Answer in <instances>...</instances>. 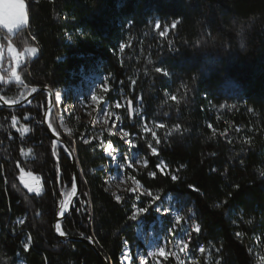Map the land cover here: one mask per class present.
Returning <instances> with one entry per match:
<instances>
[{
	"label": "trees",
	"instance_id": "16d2710c",
	"mask_svg": "<svg viewBox=\"0 0 264 264\" xmlns=\"http://www.w3.org/2000/svg\"><path fill=\"white\" fill-rule=\"evenodd\" d=\"M25 1L27 26L11 33L0 24L3 95L14 99L22 88L49 86L71 102L74 90L94 85L93 71L113 74L132 99L141 91L163 127L158 153L132 175L153 194L192 206L200 223L194 239L215 252L213 264H264V0ZM157 20L176 24L172 41L154 59L148 51L141 55L131 94L129 66L138 48L121 54V45L130 31L137 41L148 38ZM10 45L18 52L40 48L18 67L20 83L9 80ZM47 104L45 91L27 105L0 104V264H104L90 244L63 240L55 230L74 167L44 126ZM57 117L54 107L50 124L75 151L81 172L80 195L59 231L91 238L109 264H124L129 246L139 264V221L155 219L152 198L132 192L130 182L118 200L107 189L112 168L104 147L83 138L91 125L75 121L67 134ZM15 118L27 134L15 128ZM129 119L131 132L141 133ZM110 140L125 149L120 138ZM140 146L147 148L144 141ZM161 160L168 173L158 168ZM21 168L42 179L40 194L24 187ZM142 208L147 211L136 216Z\"/></svg>",
	"mask_w": 264,
	"mask_h": 264
},
{
	"label": "rangeland",
	"instance_id": "374dc122",
	"mask_svg": "<svg viewBox=\"0 0 264 264\" xmlns=\"http://www.w3.org/2000/svg\"><path fill=\"white\" fill-rule=\"evenodd\" d=\"M6 2L7 0H0V20L3 19ZM24 4V19L22 22L16 23L11 33L28 25L29 15L25 0ZM159 23L160 30L157 31L155 25L153 32L147 35L148 38L144 40L137 41L134 32L130 31L121 45V54L129 48H132V50L136 49V47L138 48V52L136 53L135 51L136 55L132 53L134 62L129 66L130 74L128 78L131 80V94L135 90V84L140 75L138 64L142 59L141 55H146L145 52L148 51L151 53V59H154L172 41L171 29L174 23L164 21H159ZM5 29L9 32L7 28ZM161 31L165 33L163 36L160 35ZM32 49H35V51H31ZM36 51L37 49L34 47H28L23 52L17 51L16 53L19 54L16 55L15 61L8 48V52L14 61V69L12 76L9 78L10 81L21 82L17 69L24 58H19L20 55L29 53L33 57ZM146 59L149 58L146 57ZM1 63L2 60H0V65ZM93 72L94 74L90 76H95L94 85L91 86L87 83L88 85L84 88L79 87L78 90H74L71 97L73 101L66 102L63 92H54V107L58 109L57 119L59 126L67 134L72 133V125L75 121L81 120L91 125L92 129L84 133L83 138L87 142L98 141L110 158L112 169L108 170V191L120 200L121 194L128 189L131 182L132 192H138L152 198L149 205L152 206L153 211L156 213L155 219L148 221L140 218L139 221L138 233L142 243L137 250L139 264H169L173 261L177 264H213L215 252L211 247L205 246L194 239V233L200 231V223L192 206L188 207L168 194L160 192L153 194L132 175V171L142 170L148 166V157L153 154V148L157 150L156 154L158 153L156 143H158L159 133L163 127L162 123L155 118L153 112L149 109L141 91L137 92L135 99H132L127 91L123 89L121 83L117 82L113 74ZM147 72L145 75H147ZM0 80H2L1 74ZM6 90L7 88H3L0 93L7 101L23 100L29 93L27 87L22 88L17 97L13 99L3 95ZM94 90L97 96L95 102L91 100V94ZM130 102H133L132 109L129 105ZM130 116L131 119L136 120L141 133L131 132L129 128ZM14 125L22 134L29 132V127L17 118L14 119ZM125 133L128 135H125ZM114 136L122 140L124 150L117 148L110 140V137ZM142 141L146 143L147 148L140 146ZM129 142L135 144L134 149L130 147ZM22 153L25 158L31 156V151L28 149H24ZM129 160L132 161L131 165H129ZM158 166L163 173L169 172V166L164 160H161ZM20 172V180L25 188L36 194H40L43 191L42 179L37 174L26 171L23 168L20 169ZM71 195L72 192L67 193L63 200L71 199ZM164 208L169 210L167 214L162 211ZM157 209H161V211ZM144 213L139 209L136 210L135 215L140 216ZM177 216L181 222L179 224L176 223ZM197 225L199 226V231H194L193 229ZM173 226H175L176 232L171 234L169 229ZM185 232L190 233V240L188 236L184 235ZM177 237H182L183 242L178 241ZM159 248L164 249L163 255L160 254ZM132 259L130 248L127 246L124 250L122 261L124 264H133ZM18 264H26V262L21 259Z\"/></svg>",
	"mask_w": 264,
	"mask_h": 264
},
{
	"label": "water",
	"instance_id": "95a60500",
	"mask_svg": "<svg viewBox=\"0 0 264 264\" xmlns=\"http://www.w3.org/2000/svg\"><path fill=\"white\" fill-rule=\"evenodd\" d=\"M39 91H45L48 93V104H47V108L44 112V119H43V123L45 128L47 129L50 137L53 139V141L56 144H60L63 147H65V149L68 151L69 153V157L72 161L73 167H74V187L72 190V195H71V199H70V203H69V207L67 209V211L65 213H63L62 215H59V209H60V205L58 208V213H57V217H56V223H55V230L57 232L58 235H60L62 237L63 240H68V239H72V240H79V241H83L86 242L88 244H90L95 252L97 253V255L100 257V259L103 261L104 264H109L107 258L104 256L103 252L97 247V245L94 243V241L91 238H87V237H72V236H67L65 234L61 235V232L59 231V227H57V225L60 226L61 220L64 219L69 212L72 210L75 201L77 200V198L80 195V189H81V172H80V168H79V164H78V160L76 157V153L75 151L72 149V147L67 143V141L65 139H63L55 130L54 128L51 126L50 124V116L54 107V90L52 88H50L49 86H43V87H35L32 89V91L27 95L26 98H24L23 100L20 101H14V102H10L7 101L3 98V96L0 93V104L2 105H27L29 104L33 97L35 96V94ZM130 108L132 109V105L133 102H130ZM62 203V202H61ZM60 203V204H61Z\"/></svg>",
	"mask_w": 264,
	"mask_h": 264
},
{
	"label": "snow or ice",
	"instance_id": "6c2138e0",
	"mask_svg": "<svg viewBox=\"0 0 264 264\" xmlns=\"http://www.w3.org/2000/svg\"><path fill=\"white\" fill-rule=\"evenodd\" d=\"M24 9H25V4H24V0H7V2L4 5V16L3 19L0 20V24H2L5 28H7L9 30V32L12 31L13 27L16 25L17 22H22L24 19ZM176 26V24L174 23L172 25V27L174 28ZM156 30L159 31L160 30V23L157 20L156 23ZM165 33L163 31L160 32V35L163 36ZM10 51H12V49L10 48ZM31 51H35V49H32ZM158 72H162L164 75H168L169 73L162 68H158L157 69ZM106 79V78H105ZM107 90V89H106ZM91 100L92 101H96L97 100V96L95 94V90L92 92L91 94ZM125 135H128L127 133H125ZM155 135V134H153ZM130 143V147L131 148H135V144ZM111 147V145H110ZM153 154H156L157 150L155 148L152 149ZM129 165H131L132 161L129 160ZM159 167V166H158ZM173 180L177 179L176 176L172 177ZM158 211H161V209H157ZM141 212H145L147 211V209H140ZM165 214H167L169 212L168 209H163L162 210ZM63 214V213H61ZM133 220L136 219V216L132 217ZM176 223L179 224L181 223L179 220V217L177 216L176 218ZM57 227H59V225H57ZM194 231H199V226H195ZM169 232L171 234H174L176 232V228L175 226H173L172 228L169 229ZM61 235H63V233H61ZM185 236H188L189 240H190V233L185 232L184 233ZM177 240L180 242H183V238L182 237H177ZM25 248H27V245H25ZM159 252L161 255L164 254V249L163 248H159Z\"/></svg>",
	"mask_w": 264,
	"mask_h": 264
},
{
	"label": "crops",
	"instance_id": "0c3cea01",
	"mask_svg": "<svg viewBox=\"0 0 264 264\" xmlns=\"http://www.w3.org/2000/svg\"><path fill=\"white\" fill-rule=\"evenodd\" d=\"M33 47L37 49V51L34 52V54H33V57H36V56L39 54V52H40V48H39L38 46H33ZM10 48L12 49V51H10ZM24 51H25V50H24ZM9 52H10V54L13 56L14 60L16 61V55L19 54V53H16L17 51H16V49H15V47H14L13 45H10V46H9ZM14 52H15V54L13 55ZM27 55H30V54H29V53H25V54H23V55H20L19 58H25V56H27ZM31 57H32V56H31ZM0 60H2L1 47H0Z\"/></svg>",
	"mask_w": 264,
	"mask_h": 264
},
{
	"label": "bare ground",
	"instance_id": "6f19581e",
	"mask_svg": "<svg viewBox=\"0 0 264 264\" xmlns=\"http://www.w3.org/2000/svg\"><path fill=\"white\" fill-rule=\"evenodd\" d=\"M70 203V198L69 199H64L62 203L60 204V209H59V215H62L61 213H65L69 207Z\"/></svg>",
	"mask_w": 264,
	"mask_h": 264
},
{
	"label": "built area",
	"instance_id": "2783aa9c",
	"mask_svg": "<svg viewBox=\"0 0 264 264\" xmlns=\"http://www.w3.org/2000/svg\"><path fill=\"white\" fill-rule=\"evenodd\" d=\"M24 62V60H21V64Z\"/></svg>",
	"mask_w": 264,
	"mask_h": 264
}]
</instances>
